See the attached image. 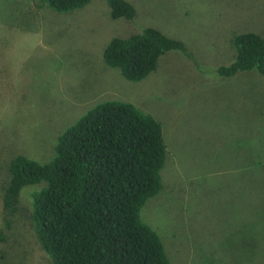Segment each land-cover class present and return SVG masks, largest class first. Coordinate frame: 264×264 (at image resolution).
Returning a JSON list of instances; mask_svg holds the SVG:
<instances>
[{"label": "rangeland", "instance_id": "1", "mask_svg": "<svg viewBox=\"0 0 264 264\" xmlns=\"http://www.w3.org/2000/svg\"><path fill=\"white\" fill-rule=\"evenodd\" d=\"M133 20H113L107 0L57 13L41 0H0V264H49L32 229L25 186L6 227L9 163L48 162L58 137L95 105L133 104L162 128L161 191L140 210L169 264H264V77L221 78L231 38L264 36V0H126ZM151 27L181 41L139 82L103 62L112 38Z\"/></svg>", "mask_w": 264, "mask_h": 264}, {"label": "trees", "instance_id": "2", "mask_svg": "<svg viewBox=\"0 0 264 264\" xmlns=\"http://www.w3.org/2000/svg\"><path fill=\"white\" fill-rule=\"evenodd\" d=\"M41 2L68 13L89 0ZM107 5L113 20L131 21L136 15L126 0H107ZM231 47L233 60L217 68L219 77L250 71L264 77V36L237 34ZM171 51L195 65L181 41L151 27L112 38L103 50V62L127 81L139 82ZM165 157L162 128L151 115L128 102L99 103L64 130L48 162L24 155L10 160L2 192L5 225L11 223L21 190L43 183L31 194L30 220L49 264H169L160 238L139 215L146 201L161 191Z\"/></svg>", "mask_w": 264, "mask_h": 264}]
</instances>
